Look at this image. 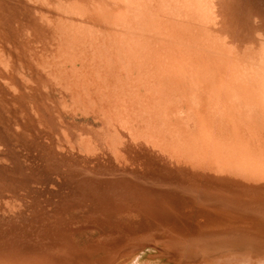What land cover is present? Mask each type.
Returning <instances> with one entry per match:
<instances>
[{"label": "bare ground", "instance_id": "1", "mask_svg": "<svg viewBox=\"0 0 264 264\" xmlns=\"http://www.w3.org/2000/svg\"><path fill=\"white\" fill-rule=\"evenodd\" d=\"M0 264H264V0H0Z\"/></svg>", "mask_w": 264, "mask_h": 264}]
</instances>
